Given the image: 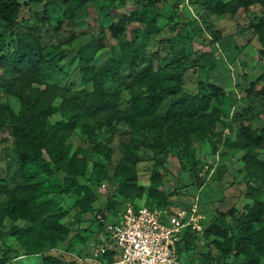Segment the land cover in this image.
I'll use <instances>...</instances> for the list:
<instances>
[{
    "label": "rangeland",
    "instance_id": "rangeland-1",
    "mask_svg": "<svg viewBox=\"0 0 264 264\" xmlns=\"http://www.w3.org/2000/svg\"><path fill=\"white\" fill-rule=\"evenodd\" d=\"M16 1L20 5L21 22L15 30L39 41L45 64L26 71H16L8 66L6 62L15 51V41L5 35L4 24L0 22L3 37L0 41V202L11 195L22 201L26 195L15 189L24 182L25 170L17 162L9 112L19 110V99L28 95L29 87L84 88L78 71V50L82 47L92 45V65L99 69L109 59H119L121 42L133 40L134 48L140 54L134 72L129 73L125 66L117 67L115 71L119 78L116 83L110 80V75L101 81L107 91H120L121 109L128 107L133 94L144 90L134 74L148 63L157 70L161 60L166 58V72H182L184 90L206 96L210 101V110L206 114L215 109L214 115L220 121L204 140L199 141L180 135L179 126L175 128V138L148 132L131 135L127 126L107 128L98 119L80 117L71 129L66 127L70 131L65 144L70 154L77 153L87 163L86 176L80 182L97 197L91 214L76 215L69 199L55 195L51 187L41 188L37 192V201L49 200L61 209L63 217H54L53 221L59 219V224L68 233L46 228L41 234L22 220H5L0 227V264L3 252L9 254L5 264H37L40 256H54L74 264H103L100 249L111 247L104 225L126 207L156 206L147 198L154 163L160 165L162 175L159 189L167 196L164 209L177 211L196 203L200 214L205 217V227L216 212L241 210L251 203L245 196L247 183L253 189L261 190L259 200L264 204V184L253 180L248 182L244 170L242 158L247 151L225 146L227 140L231 143L237 141V114L242 116L241 122L256 134L264 122V99L256 98L252 103L244 99L249 85L259 75H264V47L259 45L252 29L254 24L264 20V8L252 7L235 21L228 16H210L196 4V0H158L144 23H132L125 36L113 39L108 33L109 26L132 11L133 0L90 3L66 21L61 31H56L57 24L62 21L59 0H55L56 3L46 11L45 0ZM140 1L143 5L144 1ZM137 11H141L140 7ZM151 16L156 17L153 24L149 23ZM208 25L220 30L219 42L212 38L206 28ZM174 53L181 54L178 64L171 63ZM30 74L37 82L29 78ZM207 84L217 86L222 94L214 95ZM169 100L170 96H166L164 104ZM164 110L162 106L157 115L161 116ZM67 118L55 112L39 129L52 130ZM82 126L89 127L88 136L83 134ZM151 136L167 148L166 153L150 139ZM101 145L107 146L108 158L97 151L96 147ZM248 152L264 161V147ZM94 165L99 169L93 170ZM128 168L136 173L137 185L145 188L139 199H124L118 194L120 183L128 177ZM57 179L56 183L62 181L61 176ZM98 214H104V217L97 216L103 225L100 229L95 218ZM18 229L26 234H12ZM48 236L55 242L56 249L48 243ZM211 240L203 234L196 235L190 248L181 253L182 264L240 263L233 257L221 255L213 248Z\"/></svg>",
    "mask_w": 264,
    "mask_h": 264
},
{
    "label": "trees",
    "instance_id": "trees-1",
    "mask_svg": "<svg viewBox=\"0 0 264 264\" xmlns=\"http://www.w3.org/2000/svg\"><path fill=\"white\" fill-rule=\"evenodd\" d=\"M97 1L115 2L116 0H59L62 8V21L57 24L56 31L64 29L66 21L82 7ZM133 0L132 11L121 16L117 22L108 28L109 36L113 39L125 36L130 30L132 23H144L148 12H152L158 4V0ZM55 0H45L44 11ZM201 8L205 9L210 16L225 17L238 21L242 15L252 7L264 8V0H196ZM141 9L140 12L137 8ZM20 5L16 0H0V22L4 24V32L15 41V51L8 58L6 64L16 71L34 69L44 65V57L39 41L29 34L16 32L15 28L20 24ZM44 19V18H43ZM156 17H149V23L153 24ZM215 42L221 40L219 29L207 26ZM254 35L261 47H264V20L252 26ZM0 33V41H3ZM4 36V34H3ZM92 45L78 50V71L81 75V83L84 88L70 90L47 85L45 88L29 87L28 95L19 99V110L9 112V124L13 143L16 150L18 164L25 170V180L16 186V190L26 193L22 201L15 196H9L4 202H0V227L5 220L13 222L24 221L31 224L41 234L46 228L52 231H60L67 234V229L59 224L64 213L55 203L49 200L37 201V192L41 188H53L54 194L63 196L72 202V210L78 216L91 214L92 207L97 197L92 190L80 180L87 173V163L77 153L70 154L65 140L70 129L80 117L95 118L102 126L113 128L118 125L127 126L129 134L140 135L143 132L150 134L165 135L175 138L177 126L180 135L193 137L196 140H204L206 136L219 123L220 118L214 115L215 109L210 110V101L206 96L189 94L183 88L182 72L167 73V60L163 58L160 66L155 70L148 63L142 70L134 74L135 80L143 87V91L133 94L129 105L121 109L120 91H107L101 81L108 75L114 83L118 81L115 69L127 67L129 73H133L140 61V54L134 48L133 40L125 39L120 44V56L118 60L109 59L101 68L95 69L92 65ZM181 55V54H180ZM180 55H172L173 64L180 62ZM3 64V63H1ZM32 71V70H31ZM32 81L37 79L30 74ZM168 83H171L168 85ZM90 86V89L87 87ZM206 87L216 96L222 94L221 90L214 85ZM166 96H170L167 104H164ZM264 99V75H259L245 91V98L252 103L253 99ZM164 107V112L158 116V111ZM55 112H60L67 121H60L52 130H41L40 125ZM239 118L237 141H226L225 146L240 151H247L242 158L244 170L249 180L264 184V161L252 156L251 150L264 147V122L261 124L258 134L254 133ZM205 119V122L202 121ZM264 120V119H263ZM83 134L89 135V127H81ZM157 146L163 144L156 137L150 138ZM105 158L109 157L106 145L96 147ZM167 148L163 147V153ZM160 165L154 163L149 175L150 187L147 198L156 206L149 208L164 209L167 196L159 189L162 182ZM99 169L94 165L93 170ZM128 177L119 185L118 194L124 199L141 198L145 188L137 185V177L134 170L127 169ZM61 176L62 181L57 177ZM260 189H253L247 183L245 196L251 201L244 205L241 210L230 209L227 212H216L214 219L207 227L203 226V234L206 238H212L211 245L221 255L233 257L239 260V264H262L264 261V204L259 200ZM192 205V204H191ZM191 205L182 209L189 210ZM168 211V210H167ZM174 212V211H169ZM104 217V214H100ZM99 214L95 216H100ZM54 217H59L53 221ZM99 229L103 226L96 219ZM204 225V223H203ZM26 234V231L18 229L12 234ZM198 234L185 235L182 243V251L190 248L192 239ZM109 240V237H107ZM48 243L52 249H56L55 242L48 236ZM111 243V242H110ZM36 254H39L36 253ZM9 254L3 252L1 264H5ZM116 252L107 251L101 254L103 264H111L115 261ZM14 258H17L15 256ZM37 264H74L67 263L54 256H40Z\"/></svg>",
    "mask_w": 264,
    "mask_h": 264
},
{
    "label": "built area",
    "instance_id": "built-area-1",
    "mask_svg": "<svg viewBox=\"0 0 264 264\" xmlns=\"http://www.w3.org/2000/svg\"><path fill=\"white\" fill-rule=\"evenodd\" d=\"M204 221L196 203L174 212L126 207L104 225L111 247L100 252H116L111 264H182L184 236L201 234Z\"/></svg>",
    "mask_w": 264,
    "mask_h": 264
}]
</instances>
